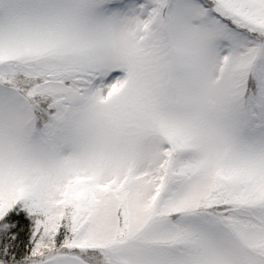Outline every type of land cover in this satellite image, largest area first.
<instances>
[{
    "label": "snow or ice",
    "instance_id": "snow-or-ice-1",
    "mask_svg": "<svg viewBox=\"0 0 264 264\" xmlns=\"http://www.w3.org/2000/svg\"><path fill=\"white\" fill-rule=\"evenodd\" d=\"M0 264H264V0H0Z\"/></svg>",
    "mask_w": 264,
    "mask_h": 264
}]
</instances>
